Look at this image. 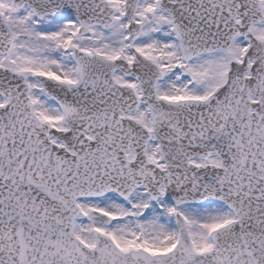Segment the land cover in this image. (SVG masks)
<instances>
[{"label":"snow or ice","instance_id":"6c2138e0","mask_svg":"<svg viewBox=\"0 0 264 264\" xmlns=\"http://www.w3.org/2000/svg\"><path fill=\"white\" fill-rule=\"evenodd\" d=\"M0 264H264V0H0Z\"/></svg>","mask_w":264,"mask_h":264}]
</instances>
